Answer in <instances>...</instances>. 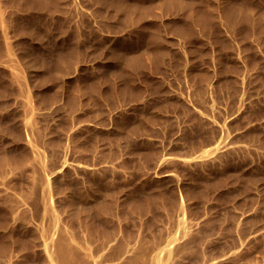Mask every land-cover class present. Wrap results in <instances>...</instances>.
I'll use <instances>...</instances> for the list:
<instances>
[{
  "label": "rangeland",
  "instance_id": "rangeland-1",
  "mask_svg": "<svg viewBox=\"0 0 264 264\" xmlns=\"http://www.w3.org/2000/svg\"><path fill=\"white\" fill-rule=\"evenodd\" d=\"M0 264H264V0H0Z\"/></svg>",
  "mask_w": 264,
  "mask_h": 264
}]
</instances>
